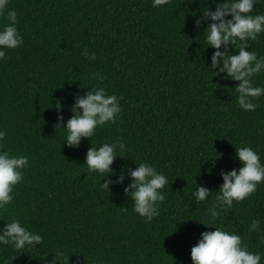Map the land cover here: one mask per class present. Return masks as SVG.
Segmentation results:
<instances>
[{"label":"trees","instance_id":"16d2710c","mask_svg":"<svg viewBox=\"0 0 264 264\" xmlns=\"http://www.w3.org/2000/svg\"><path fill=\"white\" fill-rule=\"evenodd\" d=\"M205 7L214 10L215 3L168 0L153 8L151 0H9L23 43L0 58V128L6 132L0 151L26 155L28 164L13 201L0 211V226L14 217L43 239L19 250L0 244V264H55L57 247L77 253L69 256L78 255L80 264L90 257L104 264H192L191 246L215 227L199 220H208L219 171L240 166L235 145L252 147L264 163V95L253 98L255 109L242 110L233 90L238 81L208 69L213 48L202 47L208 21L195 24ZM253 11L264 6L254 4ZM84 48L95 59L82 56ZM247 48L264 55V33ZM92 72L104 79L90 80ZM252 79L264 86V72ZM88 83L115 93L121 111L69 147L54 126V105L60 102L67 120L74 96ZM117 138L127 151L114 157V172H89L83 161L90 143ZM134 162L150 163L168 179L151 220L132 210L123 192L127 175L123 183L99 187ZM196 183L213 190L203 201L192 200ZM252 218L264 227V181L220 210L216 221L260 252L264 264V242L247 231Z\"/></svg>","mask_w":264,"mask_h":264},{"label":"clouds","instance_id":"9594fccd","mask_svg":"<svg viewBox=\"0 0 264 264\" xmlns=\"http://www.w3.org/2000/svg\"><path fill=\"white\" fill-rule=\"evenodd\" d=\"M9 0H0V17L4 22L0 25V58H4L5 50L19 46L23 38L17 30L18 17L15 9L7 8ZM168 3V0H151V6L158 8ZM214 10L205 7L200 10V16L195 24L200 25L208 21L203 30V46H211L210 63L207 65L215 74H223L224 78L238 81L233 87L235 100L242 110H253L256 104L253 98L264 95V86L253 84L254 74L264 72V55H257L256 51L248 50L249 40H256L264 33V12L253 11V5L264 6V0H213ZM229 45L238 49L230 51ZM81 55L95 59V53L87 48L81 50ZM90 80L102 81L99 72L89 74ZM91 87L83 94H76L70 106L72 115L64 120L60 111L62 105L57 101L55 128L63 129V143L69 147H78L82 137H93L97 126L114 122L121 111L119 97L107 94L103 86L88 83ZM6 132L0 128V142ZM235 145V144H234ZM127 147L123 140L117 138L112 142H103L87 148L83 164L89 172L106 174L114 172L110 167L114 157L118 154L125 156ZM239 160L238 168L221 169L219 184L212 204L206 210L207 222L199 220L205 225H214L212 230L200 233L197 242L190 248L192 264H260V252L249 251L242 243L241 236L235 231H227L222 226H216L220 210L232 208L234 201H240L250 195L257 185L264 181V163L259 153L248 145H235V157ZM137 166L129 168L123 166L115 180L111 177L100 182L101 189H108L110 183H123L125 175L130 179L123 187V192L130 198L132 210L146 220L158 215V202L165 199L161 189L168 183L163 172L147 162H134ZM28 164V156L12 155L8 150L0 151V211L7 210L13 201L12 189L23 180L22 169ZM105 175H101L103 177ZM213 190L205 185L196 183L192 191V200L203 201ZM248 232H255L258 239L264 242V227L259 218H252L247 228ZM43 237L39 232L30 231L17 218L6 220L0 226V244L10 245L14 249L36 247ZM60 264H80L79 256L70 258L62 247L52 252ZM52 256V257H53ZM52 264V261H51ZM89 264H104L103 260L89 258Z\"/></svg>","mask_w":264,"mask_h":264}]
</instances>
